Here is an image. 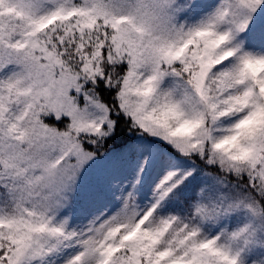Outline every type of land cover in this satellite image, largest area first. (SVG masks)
I'll use <instances>...</instances> for the list:
<instances>
[{"label":"snow or ice","instance_id":"obj_1","mask_svg":"<svg viewBox=\"0 0 264 264\" xmlns=\"http://www.w3.org/2000/svg\"><path fill=\"white\" fill-rule=\"evenodd\" d=\"M0 264H264V0H0Z\"/></svg>","mask_w":264,"mask_h":264}]
</instances>
